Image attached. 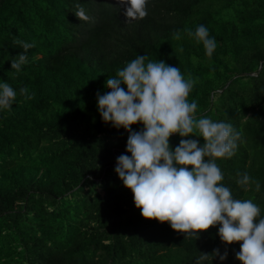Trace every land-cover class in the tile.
I'll return each mask as SVG.
<instances>
[{"label": "trees", "instance_id": "obj_1", "mask_svg": "<svg viewBox=\"0 0 264 264\" xmlns=\"http://www.w3.org/2000/svg\"><path fill=\"white\" fill-rule=\"evenodd\" d=\"M76 3L0 0V80L17 93L0 110V264H196L213 249L240 264L239 242L222 244L219 224L196 239L141 217L113 170L127 133L101 121L95 97L136 55L177 66L193 80V116L240 133L234 154L215 161L220 183L264 217V0H147V15L131 23L115 0H79L89 21L74 16ZM201 24L211 56L189 34ZM21 51L25 63L11 70ZM180 139L171 134L170 149ZM245 172L247 186L236 182ZM211 259L201 264H221Z\"/></svg>", "mask_w": 264, "mask_h": 264}, {"label": "clouds", "instance_id": "obj_2", "mask_svg": "<svg viewBox=\"0 0 264 264\" xmlns=\"http://www.w3.org/2000/svg\"><path fill=\"white\" fill-rule=\"evenodd\" d=\"M115 4L112 7L119 12L123 6L125 23L147 15V0H115ZM73 14L79 21L90 19L79 0ZM189 34L202 43L205 55L211 56L216 45L207 28L201 24ZM175 38H179L178 32ZM19 43L24 51L34 47L33 43ZM25 61L21 51L9 60L11 70L19 71ZM261 67L264 63L258 65ZM192 86L193 80L183 78L177 66L166 65L162 59L148 60L146 54L136 55L106 79L107 91L95 97L98 115L103 123L127 133L125 152L116 157L114 173L131 191L142 218L167 222L173 231L196 239L198 233L219 224L216 235L222 244L239 242L234 258L240 264H264V217L257 219L260 209L252 200L233 198L230 189L220 183L223 175L215 163L234 154L240 133L224 121L195 118L196 101L187 100ZM19 92L24 94L27 88ZM16 95L0 80V110L10 108ZM137 123L142 129L133 131L131 126ZM171 134L181 137L172 149ZM192 136L203 142L198 146L196 139H183ZM237 175L238 184L250 183L246 172ZM251 183L255 190L260 189L258 180ZM209 257L211 262L218 258L223 264L227 252L213 249L210 254L199 253L196 264Z\"/></svg>", "mask_w": 264, "mask_h": 264}]
</instances>
